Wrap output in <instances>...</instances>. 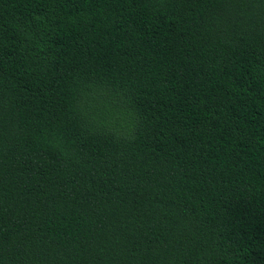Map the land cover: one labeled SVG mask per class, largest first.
I'll return each mask as SVG.
<instances>
[{"label": "trees", "instance_id": "obj_1", "mask_svg": "<svg viewBox=\"0 0 264 264\" xmlns=\"http://www.w3.org/2000/svg\"><path fill=\"white\" fill-rule=\"evenodd\" d=\"M0 264H264V0H0Z\"/></svg>", "mask_w": 264, "mask_h": 264}]
</instances>
